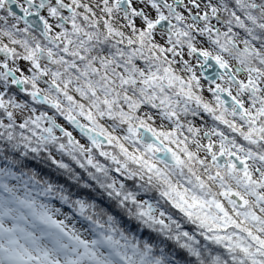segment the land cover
Here are the masks:
<instances>
[{
  "label": "snow or ice",
  "instance_id": "1",
  "mask_svg": "<svg viewBox=\"0 0 264 264\" xmlns=\"http://www.w3.org/2000/svg\"><path fill=\"white\" fill-rule=\"evenodd\" d=\"M0 12V264H176L157 240L205 264L182 221L223 247L210 264H264V0H0Z\"/></svg>",
  "mask_w": 264,
  "mask_h": 264
},
{
  "label": "trees",
  "instance_id": "2",
  "mask_svg": "<svg viewBox=\"0 0 264 264\" xmlns=\"http://www.w3.org/2000/svg\"><path fill=\"white\" fill-rule=\"evenodd\" d=\"M100 123L104 124L105 127H107L110 122L106 120H101ZM219 128L223 129L225 132H228V129L225 125H219ZM115 134H120V133L118 132ZM232 134L236 136L237 142L246 144V142H244L241 137L237 136L235 133H232ZM83 139L86 141V138L83 137ZM105 148L106 150H109V151H117L116 149H114L112 146H109V145H105ZM94 155L98 160L100 159V161L105 163L106 165L110 164V162L107 161L105 157L99 156L98 151H94ZM63 159L65 160L66 163H69L74 168V170L83 177L84 180L88 179L87 173L85 172L84 169L79 168V166L76 165L74 161H71L69 157H63ZM5 164H6V161L4 160L3 156H0V167H4ZM29 168L36 170L38 173H40L44 177H48V176L55 177L56 176V173L54 172V170L48 164H46L44 161L40 159H31L30 157ZM88 170L94 171V169H92L90 166ZM113 174L118 175L115 173ZM61 182H64L63 178H61ZM8 183L15 184L16 181L9 179ZM90 183L94 184V182H90ZM129 186L131 187V182H129ZM97 191L102 192V190H98V189H86V190H82V194L85 196H90L94 198L95 202L98 205V208H103L108 213L116 216L119 224L125 229H127V231L130 234L136 235L140 239H145L148 237L150 230H147L143 227L138 226L136 221L131 220L127 217L126 212L124 210L117 208L115 204L106 195H97ZM157 195H158L157 193H155L154 191H151L147 194L141 193L140 197H144L145 199H152L153 201H155V197ZM169 210L173 213L175 218L177 219L181 218V215L175 209H171L169 206ZM182 224H183L184 230H187L190 232L195 231L196 240L199 242V247L202 250V259H204L205 264H210V260L212 256H215L218 254L226 255L222 246L215 245L211 243L210 241L205 240L203 236L199 235V230L194 229L193 225L185 224L183 223V221H182ZM152 235L153 237H155L156 234L153 233ZM159 239H163V237H160ZM157 245L159 247L166 248L168 255L170 256V258L175 259L176 264H198V261L196 260L195 257L189 256L186 253V251L178 249L175 246L174 242L172 241H166L165 244L160 245L159 240H157Z\"/></svg>",
  "mask_w": 264,
  "mask_h": 264
},
{
  "label": "rangeland",
  "instance_id": "3",
  "mask_svg": "<svg viewBox=\"0 0 264 264\" xmlns=\"http://www.w3.org/2000/svg\"><path fill=\"white\" fill-rule=\"evenodd\" d=\"M83 2H87V3H91V4H96L97 3V0H83ZM95 11H96V14H97V16H101L102 15V13L99 11V9L98 8H96V9H94ZM204 95H205V98L206 99H211V96H210V94H208V93H204ZM191 119V118H190ZM161 122L160 121H157V125H159ZM194 123L197 125V126H199L200 125V123H201V121L197 118L195 121H194ZM205 123H206V125L207 126H211L212 125V121H211V119L210 118H208L207 116H206V114H205ZM66 127H68V129L70 130V131H73V135H74V137L77 139V140H79L81 143H87V141H85L84 139H83V137L80 135V133H79V131L78 130H74V129H72L71 128V126H68V125H65ZM221 131H224L223 129H221V128H219ZM228 129V128H227ZM225 132V131H224ZM225 134L226 135H228V136H230V137H232V136H234L231 132H230V130L228 129V132H225ZM204 142H206V141H204ZM239 143V142H238ZM201 155H203V153H201ZM97 159V158H96ZM98 160V159H97ZM100 163H102V164H105V163H103V162H101L100 161V159L98 160ZM106 165V164H105ZM141 199H145L144 197H140ZM153 202H155V201H153ZM56 206L57 207H60V205L58 204V203H56ZM64 211H67V209L65 208V209H63ZM63 217L62 216H57V219H62ZM66 223L68 224V226L69 227H72L73 226V222L72 221H66ZM75 227L77 228V229H80V223L79 222H76L75 223Z\"/></svg>",
  "mask_w": 264,
  "mask_h": 264
},
{
  "label": "water",
  "instance_id": "4",
  "mask_svg": "<svg viewBox=\"0 0 264 264\" xmlns=\"http://www.w3.org/2000/svg\"><path fill=\"white\" fill-rule=\"evenodd\" d=\"M211 71H212L211 69L206 70L207 73H210Z\"/></svg>",
  "mask_w": 264,
  "mask_h": 264
},
{
  "label": "flooded vegetation",
  "instance_id": "5",
  "mask_svg": "<svg viewBox=\"0 0 264 264\" xmlns=\"http://www.w3.org/2000/svg\"><path fill=\"white\" fill-rule=\"evenodd\" d=\"M0 14H3L2 12H0ZM22 26V25H21ZM6 42V41H5ZM234 135V134H233ZM237 136H239L238 134H236ZM234 137L236 138V136L234 135Z\"/></svg>",
  "mask_w": 264,
  "mask_h": 264
}]
</instances>
